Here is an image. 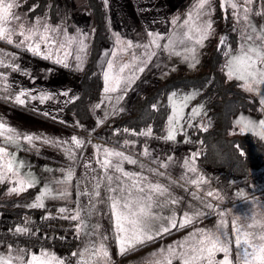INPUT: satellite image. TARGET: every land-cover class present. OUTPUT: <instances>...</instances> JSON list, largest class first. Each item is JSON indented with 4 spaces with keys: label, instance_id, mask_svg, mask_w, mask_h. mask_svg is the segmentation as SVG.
Instances as JSON below:
<instances>
[{
    "label": "crops",
    "instance_id": "0c3cea01",
    "mask_svg": "<svg viewBox=\"0 0 264 264\" xmlns=\"http://www.w3.org/2000/svg\"><path fill=\"white\" fill-rule=\"evenodd\" d=\"M100 1L106 12L109 35V43L101 47L97 62L102 80V91L99 101L92 105V117L89 120H81L74 112L67 110V105L74 101L80 93V73L86 66L87 49L92 31L89 9L84 6L74 10L67 3L66 6L59 4L56 8V19H52L47 9L30 16L28 12L30 8H33V4L24 3V0H15L17 6L13 12L20 17V20H12L7 26L15 27L17 34L13 36L12 44L0 40V61H3L0 63V123L6 124L22 135L39 136L42 139L33 140V146L23 139L18 145L7 144L4 137H0V146L7 147L10 153L15 154L16 160L23 162V167L20 169L22 176L34 178V186L27 189L32 192L30 199L35 200L43 192L45 186L52 188L55 195L56 190L61 187L56 181L62 180L65 171L70 166L73 167L74 178L68 188L71 194L67 198L45 197L44 207L40 208L45 214L52 213L55 216L51 231L62 234L65 232L62 229L66 228L68 226L66 223L69 222L76 241L72 254L84 252L93 243L98 245L102 237L106 236L107 239L102 242L109 252L108 264H151V261L156 259L153 254L158 253L160 249L183 242L189 233L196 229H214L220 220L218 213L223 212L224 219L228 222L224 231L229 239L233 240L230 244L232 258L238 260L232 230L233 221L241 225L250 224L253 219L264 222V162L252 166L248 175L232 178L227 187L222 188L217 182L218 172L211 168H202L198 164L197 157L200 150L190 146L188 141L180 136V131H176V139L173 141L164 139L167 129L163 137L153 136L145 140L127 137L123 130H114L115 128L111 130L112 132H103V127L113 115L128 107L138 91L137 80L141 86L143 72L138 71V68L142 66V58L130 49L121 51L124 46L117 43V36L121 41L126 42L127 23H130L133 29L135 27L132 26L136 21L138 22L139 16L132 3L137 0ZM127 14H129L130 22L124 18ZM37 22L40 23L41 30L45 22L50 28L57 29V33L50 34L56 43L48 45L40 42L41 53L39 55L28 51L26 46H17L22 39L18 34V25L23 23L27 28L36 25ZM157 22H159L158 19L152 20V25ZM138 26L141 27L140 24ZM121 31L123 36L117 34ZM65 40L73 42L61 48L59 43ZM79 40L83 41V51L80 50V44L76 42ZM65 51L70 53L67 57L64 55ZM113 53L115 55H112ZM46 56L49 58H45ZM77 56L80 57L79 60L76 59ZM58 59L64 60L68 66L65 67L64 63H57ZM109 62L114 65V73L118 72L120 66L130 64L131 67L121 74L130 82L116 92L105 93L104 73L108 71ZM20 91L28 94L22 97L26 101L24 105L15 102V96ZM43 95H47L49 99L41 102L39 97ZM33 96L37 99H32ZM241 117L258 123L259 120L264 119V112L256 116L250 111H239L232 118L233 124L235 125V120ZM182 127L180 122L179 128ZM262 131L264 130L257 127L251 132L258 135L257 133ZM73 136L84 141L82 148H76L72 144ZM43 139L60 142V146L45 144ZM126 141L128 143H125ZM66 147H71L76 155L75 162L69 160L64 151ZM97 147L122 151L125 155L137 160L135 165L124 161L121 166L125 171L147 177L148 182L164 185L168 188L171 197L179 199L180 203L177 205L168 204L163 208L153 207L154 214L168 217L175 212L177 221L184 211L192 209H200L205 215L192 225L185 228L177 227L121 255L115 239L112 210L107 202L109 193L106 192L104 185H101V197L92 200L95 204L94 208L89 203V197L81 195V191L85 188L91 190V185L88 183L90 177L103 176V171L96 162ZM145 149L149 152L148 156L143 155ZM194 155V165L197 170L195 173L189 172L185 166V161L191 163ZM99 157L103 159L102 151ZM89 161L92 169H95L94 172L84 168V164ZM161 164L167 167H161ZM150 169L163 173V175H156L154 171H149ZM114 175L119 176L120 174L114 173ZM199 176H203L206 183L199 187L188 183L189 180ZM208 191L218 193L223 199L208 197L206 195ZM193 194L201 197L205 203L213 204L215 211L204 208V205L200 200L195 199ZM158 199L163 202L168 199V195ZM101 200L104 202H100ZM60 208H66L67 211L61 213ZM78 208L81 209L80 216L83 224L81 220L71 219L70 222L65 218L74 215ZM155 223L158 227L161 221ZM248 230L261 231L259 228ZM222 258V253L216 254L217 260ZM81 259L87 261V264H97L96 258L88 254L83 257L73 256L68 264H80ZM173 264H179V261L173 260Z\"/></svg>",
    "mask_w": 264,
    "mask_h": 264
},
{
    "label": "snow or ice",
    "instance_id": "6c2138e0",
    "mask_svg": "<svg viewBox=\"0 0 264 264\" xmlns=\"http://www.w3.org/2000/svg\"><path fill=\"white\" fill-rule=\"evenodd\" d=\"M105 2H107V0H105ZM224 2L228 3L232 9L241 8L243 14L242 16L238 14V21L240 19L244 21L242 25V39L244 43L241 45L238 54L230 56L227 62V77L230 80L236 79L242 81L243 83L241 86L246 91L256 92L258 86L264 85V30H261L255 37L252 34L256 32V29L252 27L249 22L248 13L250 12V8H248L247 5H250L253 0H243V4L240 5L236 2H232V0H224ZM16 6L15 0H0V40L6 41L8 44L13 43V36L17 33L15 27L10 28L7 25L12 20H20V17L13 12ZM210 7L211 0H198L196 14L193 15L190 13L188 18L184 21V27L187 28V31L181 34L182 38L179 40L176 39L175 33H173V36L168 38V43L164 45V48L166 50H174L177 43L186 45V42H193L195 45L202 47L212 30L211 20L202 19V17L208 15L206 9H210ZM173 23H175V21H173ZM18 27V34L22 39L17 46H26L27 50L34 54L39 55L41 53L40 42H44L48 45L56 43L50 34L57 33V29L50 28L46 22L42 25V30L39 22L27 28L21 23ZM249 29H251V32ZM148 35L152 38L148 44L135 45V47H143L145 49V58L141 59V63L144 64V66H147L148 60L156 55V52L151 50L152 47L160 48L161 45L158 43V40L164 39L159 33L149 32ZM72 42V40H65L60 42L59 46L63 48L65 45ZM76 42L80 44V50L83 51V41L79 40ZM117 43L124 46L121 48V51L134 47L132 42L121 41L119 36H117ZM221 43H223V40H221ZM185 51L191 55H184V59H190L191 63L189 66L195 68L199 63V60L195 56V47L188 48L186 46ZM69 54L70 53L67 51L64 53L65 57ZM174 54L180 55L178 52ZM112 55H115V53ZM45 58L49 57L46 56ZM76 59L79 60L80 57L77 56ZM0 63H3V61H0ZM57 63H64V60L58 59ZM64 66L67 67L68 65L64 63ZM77 66L79 67V65ZM129 67H131L130 64H124L119 67L118 72L114 73L113 63H108V71L104 73L105 93L116 92L120 90L122 86H127L130 80L121 74ZM138 71L143 72L144 67H139ZM66 94L67 93H65V95ZM27 95L26 92L20 91L19 94L15 96V102L24 105L26 101L22 97ZM173 96H175V93H173ZM32 99H37V97L33 96ZM39 99L43 102L49 99V97L43 95L40 96ZM190 99H192L191 96L185 97V101ZM261 103H264V101H261ZM97 107H99V105H97ZM193 112L194 114H198V110L196 109H194ZM181 118L180 108H177L174 110L173 115L168 118V129L164 139L168 141L176 139V131L179 127ZM236 124L241 133L255 131L257 127L264 130V119L256 123L241 117L236 121ZM141 134L151 136L152 130L149 128ZM257 134L264 138V131L258 132ZM0 137H4L5 142L12 145H18L21 139L26 141L29 145H33V140L42 139V137L39 136L34 137L33 135H22L17 133L15 129L10 128L4 123H0ZM71 142L76 148H82L84 146V141L78 139L76 136L71 138ZM43 143L60 146V142L50 141L48 139H43ZM125 143L128 142L126 141ZM64 151L68 155L69 160L76 161V155L71 147L64 148ZM96 151V162L103 171V176L90 177L88 183L91 185V190L85 188V190L81 191V195L88 196L89 203L91 207L94 208L95 204L92 203V200L101 197L100 189L101 185H104L106 192L109 193L107 202L112 210L115 239L121 255L133 251L137 246L151 242L158 236L169 233L177 227L185 228L192 225L200 217L205 215L200 209H192L191 211H184L179 221H177L175 212L168 217L154 214L152 211L153 207L163 208L168 204L177 205L180 203L179 199L171 197L168 188L164 185L148 182L147 177L139 173L125 171L121 166L124 161L135 165L137 164V160L125 155L124 152L115 149H101L99 147H97ZM101 151L103 152V159L99 157ZM143 155H149L147 149L144 150ZM169 159H171V157H169ZM191 159V163L185 161V166L188 168L189 172L195 173L197 171L194 165L195 155ZM160 166L167 167V165L164 164ZM22 167L23 162H18L14 153H10L7 147H0V183H3L5 180L14 179L16 186L9 189L11 193L19 194L34 186V178L21 175L20 169ZM141 167H143V165H141ZM84 168L93 172L95 171V169H92L90 161L84 164ZM149 171H154L156 175H163V173L155 170L150 169ZM114 173H119L120 175L116 176ZM85 176L87 178V171ZM73 178L74 171L73 167L70 166L65 171L64 178L56 181L61 187L56 190L55 195L53 194L52 188L45 186L43 192L36 197L35 202L29 205V207L43 208L45 197L67 198L71 194L68 188ZM188 183L199 187V185L206 183V181L203 176H199L196 179L189 180ZM166 195H168V199L163 202L158 199ZM193 195L195 199L200 200L204 208L215 211L213 204L205 203L201 197L195 194ZM206 195L208 197H215L217 200L223 199V197L213 191H208ZM100 202L104 201L101 200ZM59 211L64 213L67 209L60 208ZM80 212L81 209L78 208L75 210L74 215L65 218H70L74 221L81 220ZM218 214L220 220L214 229H196L189 233L188 237L183 242H179L176 245H169L166 249H160L158 253H154L153 256L156 257V259L152 260L151 264H173V260L179 261V264H264V222L253 219L252 223L241 225L237 221H233L232 230L234 233L236 255L238 257V260H234L232 258V248L230 247L233 240H230L228 234L224 231L228 226V222L224 219L223 212ZM157 221H161L158 227L155 223ZM81 224H83L82 220ZM255 228H259L261 231L254 232L248 230ZM15 231L18 233H26L28 229L17 227ZM106 239V236L102 237V241ZM102 241L98 245L93 243L86 248L84 252L73 253L72 255L83 257L85 254H88L90 257L96 258L97 264H108L110 259L109 252ZM217 253H222L223 258L217 260ZM14 260L17 264H24L19 255L15 257L11 255V250H9V255L7 257L0 256V264H13ZM53 262L54 264H63L62 260L45 252L40 255L33 254L30 260L27 261V264H53ZM80 264H87V261L81 259Z\"/></svg>",
    "mask_w": 264,
    "mask_h": 264
},
{
    "label": "rangeland",
    "instance_id": "374dc122",
    "mask_svg": "<svg viewBox=\"0 0 264 264\" xmlns=\"http://www.w3.org/2000/svg\"><path fill=\"white\" fill-rule=\"evenodd\" d=\"M27 1L28 0H24V3H27ZM232 2H236L238 3V5L243 4V0H232ZM72 3L73 2L70 1L67 4L69 5V7L73 8L74 4ZM132 3L135 6L136 14L139 16L138 22L141 25V27L138 26L139 24H137L138 23L137 21L132 26L135 27L133 29H131L130 23H127L128 25L125 27L126 32L123 28L124 30L123 32L126 33L125 36L126 42L130 41L134 46L148 44L149 41L152 39L148 35L149 32L159 33L164 37V39L158 40V43L161 45L160 48H155L153 46L151 49L156 52V55L152 56L150 60H148L147 66H144V64H142L141 66L144 67V71L142 75L141 86H139L140 83L139 80H137L136 82L138 89L137 93H146L158 81L167 79L171 75L177 73L179 65H182L185 68L186 72L189 74H195L201 71L203 68V60L205 59L208 52L213 47L221 46L224 56L222 71L225 74L226 80L238 82V87L244 93H246L251 97L256 98L258 101V110L260 111L259 114L251 110H243V111H250L256 116H260L264 112V103H261V101H264V94H262L264 93V85L258 86L256 92H248L241 86L243 83L242 81H238L236 79L230 80L227 77V71H228L227 62L230 59L231 55H235L239 53L240 47L244 43V40L242 39V25L244 24V21L242 19L238 21V14L241 16L243 14L241 8L238 7L237 9H232L228 3L224 2V0H211L210 9H206L208 15L202 17V19L211 20L212 30L208 39L204 41L203 46L201 47L199 45H195L193 42H186V45L177 43L174 47V50L173 49L166 50L164 48V45L168 43V38L172 37L173 33H175L176 39L179 40L182 38L181 34L187 31V28L184 27V21L188 18L190 13L193 15L196 14L197 12L196 6L198 0H137V1H133ZM59 4H61L60 6L67 5L66 3L64 4L59 2L57 3V8ZM84 6L87 7L85 3H83L76 9H80ZM34 7L35 4L33 3V8ZM48 7H50V3H47L46 8ZM247 7L250 8V12L248 13L249 22L251 26L256 29V32L252 33L253 36L255 37L261 32V30H264V0H253V2L250 5H247ZM33 8H30V10H32ZM124 18L128 22H130L129 14L124 16ZM156 19H158L159 22L154 23L155 25L154 26L152 25V20H156ZM173 21H175V23H173ZM249 31L251 32V29H249ZM117 34L123 36L122 31L118 32ZM232 35L236 36L235 44H233ZM221 40H223V43H221ZM186 46L188 48L195 47L196 49L195 56L199 60V63L196 65L195 68L189 66V64L191 63L190 59L189 60L184 59V55H191L190 53H186L185 51ZM130 50L136 52V55L140 56L142 59L145 58V49L143 47H132ZM124 51H128V49ZM176 52L180 53V55L174 54ZM137 76H139V73H137ZM133 83L134 81L132 82V85ZM173 93H175V96H173ZM188 96H191L192 99L185 101V97ZM213 98H214V94L211 92V90L207 88V84L202 87H178L169 91L165 97L163 96L158 97L156 100V105H165L168 108V116L164 127V133L160 136L155 135L153 131L151 136H145L141 134L147 131L150 128V126L143 127L138 131L133 129L118 128L113 126L112 122L116 114L121 111L128 110L132 102L131 100L130 104L126 109L117 111L115 115H113V117L106 123V126L103 127L104 129L102 131L105 133H109L112 132L111 130H113V128H115L114 130H119V131L123 130L127 137H137L142 140H145L147 138H153V136L163 137L165 135L166 129H168L169 116L173 115L174 110L180 108V115L182 117L180 119V122L182 123L183 127L182 128L178 127L177 131H180V136L184 137L186 141H188L190 146L199 149L201 152L202 148L199 141L191 136L187 128L189 126L191 127L196 126L201 129H208L215 125L213 116L211 115V111L213 110V105H212ZM99 99L97 101H99ZM95 102H93L92 105ZM92 105H91V117H92ZM194 109L198 110V114H194L193 112ZM229 134L230 135L242 134L238 130V126L236 122L235 125L233 124V122L231 123ZM17 161L21 162L19 160ZM219 185L222 188L227 187V185H221V184ZM14 186H16L14 179H9L8 181L5 180L3 183H0L1 198L13 200L9 205L10 207L23 206L24 208H32L29 207V205L34 203L35 200L32 198L30 199V196L32 194L31 190H27L19 194L11 193L9 189H11ZM34 196L36 197L35 194ZM33 209H39L41 211L31 214L29 213H22L20 215L13 214L16 217V219L10 226V229L17 234H23L15 231L17 227H23L28 229L26 233L31 234L36 231L35 222L38 220L46 221L47 224H52L53 218L55 217L53 216L52 213L45 214L44 210L40 208H33ZM0 213H3V211ZM66 219L69 221L71 220L70 218H66ZM67 225L68 226L62 230L66 231L68 228V231L73 236L69 222H67ZM6 235H8V233L0 232V256L7 257L9 255V250H11V255L13 257L19 255L22 258L24 264H27V261L30 260L33 254L40 255L41 253H45V252L50 254L51 256H55L59 260H62L63 264H68L73 258L72 251H63L48 246L34 248L31 245H20V246L13 245L9 241V238ZM75 244L76 241L74 240V246ZM13 264H17V262L14 260Z\"/></svg>",
    "mask_w": 264,
    "mask_h": 264
},
{
    "label": "trees",
    "instance_id": "16d2710c",
    "mask_svg": "<svg viewBox=\"0 0 264 264\" xmlns=\"http://www.w3.org/2000/svg\"><path fill=\"white\" fill-rule=\"evenodd\" d=\"M70 1L74 4L73 9L83 3L89 8L92 31L87 49L86 66L80 73V93L74 101L67 105V110L74 112L81 120H88L91 117L92 103L97 101L101 95L102 80L97 67L100 49L109 43L106 12L101 1L28 0L27 4H35L29 12L30 16L47 9L50 17L56 19L57 3L65 4ZM47 3H50L48 8H46ZM232 40L235 44L236 36L232 35ZM223 61V50L219 46L213 47L208 52L203 60L202 70L195 74L187 73L185 68L179 65L177 73L158 81L148 92L137 93L129 109L116 114L112 122L113 126L136 131L150 126L153 133L160 136L164 133L168 108L165 105H156L157 98L165 97L169 91L178 87H202L207 84V88L214 94L211 115L215 125L208 129L196 126L187 128L202 148L197 158L198 164L202 168L216 170L218 172L217 181L221 185H227L232 178L248 175L252 166L264 162V140L250 132L230 135L229 129L232 117L238 111L251 110L259 114L258 101L244 93L238 87V82L226 80L222 71ZM12 201L1 198L0 194V212L20 215L41 211L23 206L10 207Z\"/></svg>",
    "mask_w": 264,
    "mask_h": 264
},
{
    "label": "built area",
    "instance_id": "2783aa9c",
    "mask_svg": "<svg viewBox=\"0 0 264 264\" xmlns=\"http://www.w3.org/2000/svg\"><path fill=\"white\" fill-rule=\"evenodd\" d=\"M15 219L16 217L13 214L7 212L0 213V232L8 233L6 236L13 245H31L34 248L48 246L63 251L73 250L74 237L70 234L68 228L64 233L59 234L57 231H51L52 224H47L46 221L38 220L35 222V232L31 234H17L10 229Z\"/></svg>",
    "mask_w": 264,
    "mask_h": 264
}]
</instances>
